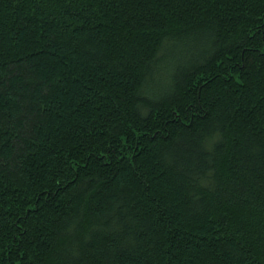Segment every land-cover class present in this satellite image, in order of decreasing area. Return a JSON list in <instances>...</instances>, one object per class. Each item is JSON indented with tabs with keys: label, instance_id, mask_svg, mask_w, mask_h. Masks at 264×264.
I'll return each mask as SVG.
<instances>
[{
	"label": "trees",
	"instance_id": "obj_1",
	"mask_svg": "<svg viewBox=\"0 0 264 264\" xmlns=\"http://www.w3.org/2000/svg\"><path fill=\"white\" fill-rule=\"evenodd\" d=\"M0 264H264V0H0Z\"/></svg>",
	"mask_w": 264,
	"mask_h": 264
}]
</instances>
